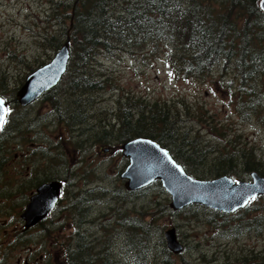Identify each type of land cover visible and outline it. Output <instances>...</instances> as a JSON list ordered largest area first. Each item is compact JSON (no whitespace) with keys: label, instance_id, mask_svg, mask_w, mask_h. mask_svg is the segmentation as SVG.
I'll use <instances>...</instances> for the list:
<instances>
[{"label":"rangeland","instance_id":"rangeland-1","mask_svg":"<svg viewBox=\"0 0 264 264\" xmlns=\"http://www.w3.org/2000/svg\"><path fill=\"white\" fill-rule=\"evenodd\" d=\"M50 1L0 0V73L5 76L10 91L21 88V78L26 77L31 69L50 63L58 52L41 46L40 41L46 32L61 36L59 31L62 26L54 21L49 24L46 21ZM72 1L65 0L68 4H72ZM51 25L53 29L49 32L48 27ZM168 51L169 46L160 43L154 48L149 46L133 53L117 50L115 55H101L91 66L97 69L99 77L93 72L97 80L107 81L108 86L104 91L81 97L85 114L88 115L81 125L72 127L64 121L59 122L60 110L59 106L54 108V101L45 102L44 98H40L26 108L16 105L17 116L20 117L16 123L25 117L22 130L26 133L6 134L3 139L4 156L13 159L16 153L23 152L28 156V161L21 166L46 168L47 174H53L57 180L58 177L67 178L65 186H69L68 189L72 191L71 199L75 198V194L82 198L85 213L82 211V215H79L76 210L74 214L79 216L78 221L83 220L80 231L86 238V244H93L95 252L103 248L105 232L119 239L117 224L121 223L123 217L129 216L132 219L142 218L154 225V248L149 253L151 259L155 254L159 257L164 246L173 264H239L248 254L246 252L261 253L263 256L259 257L264 264V197L251 205V208L256 206V212H250L249 216L243 215L252 224L256 218H260L259 234L257 229H248L240 237H222L206 220L203 206L196 213L174 212L170 208L171 195L160 182L142 193H129L125 188V180L120 177L129 163L121 153V144L96 143L98 137H102V126L118 124L117 100L129 98L135 103H159L163 107L167 103L182 108L178 125L182 130L179 129V132L191 131L190 141L198 136L202 143H208L216 149L253 152L257 161L261 162L257 172H264V121L255 117L244 120L239 116L236 109L237 95H233L236 89L233 72L220 67L204 80L178 78L170 68ZM71 94L61 96L62 110L67 111L69 107V112L73 110L71 101L79 96L71 97ZM88 98H91V107H88ZM78 142L82 144V150L74 145ZM105 148L109 149L106 153L103 151ZM216 155L217 152L208 154L207 162L205 157L197 170L214 172L211 163ZM48 167L53 168L52 172H49ZM235 172L238 176L230 178L253 182L250 174L253 170L246 172L240 165ZM11 195L14 198L12 201L7 199ZM22 196L7 188L0 173V247L4 264H18V260L20 264H26V255L37 247L34 259H39L29 264H65V251L60 250L61 246L65 248V242H73L76 219L72 212L66 221L55 220L54 224H48V228L56 231L57 236L55 232H52L51 238L43 234H30L27 237L32 240L23 246L12 247L15 232L21 227L17 215L22 208ZM84 200L87 201L85 206ZM110 221L112 227L105 231L104 223ZM170 228H176L179 240L185 246L181 256L171 253L166 248V242L163 243L164 234ZM50 239L57 242L52 248L51 257L43 253L44 249L40 245L45 242V247L49 248ZM110 251L116 260L121 257L125 262L128 261L120 242H116ZM41 254L44 255L43 260Z\"/></svg>","mask_w":264,"mask_h":264},{"label":"trees","instance_id":"trees-1","mask_svg":"<svg viewBox=\"0 0 264 264\" xmlns=\"http://www.w3.org/2000/svg\"><path fill=\"white\" fill-rule=\"evenodd\" d=\"M259 1L74 0L72 4H68L65 0H51L46 21L48 24L54 21L61 25L62 29L59 31L61 36L46 32L40 38L41 46L59 51L69 37L70 61L59 85L42 98L45 102L54 101L55 109L59 106V122L64 121L72 127L81 125L88 117L81 97L104 91L108 86L107 81H99L93 74L95 72L99 77L97 69L91 66L93 62L103 54L115 55L117 50L133 53L138 49L149 46L154 48L160 43H166L169 46L167 54L169 65L176 77L185 80H204L217 68L231 70L236 80L233 95H237L236 109L239 116L244 120L255 117L264 121V13L259 7ZM52 26L48 27L49 32L53 29ZM37 69H31L30 73ZM30 73L20 79L21 85L25 83ZM19 89L13 88L10 91L5 76L0 73V97L13 107L11 121L6 122L0 131V173L3 178L7 162L4 156V137L6 134L12 136L18 132L26 133L22 130L25 117H21V122L16 123L20 119L16 112V105L20 106L16 100ZM70 92L71 97L79 96L71 101L74 106L71 112L70 107L67 111L61 109V96ZM123 99L117 100L119 107L117 126L113 124L102 126V137H98L96 143L119 146L135 138H148L167 150L174 160L184 167L188 175L198 180L238 176L235 171L240 165L246 172L253 170L251 175L254 171H259L261 162L257 161L253 152L216 149L215 146L202 143L198 136L190 141L191 131L180 133L179 129L182 128L178 125L182 108L167 103H164L163 107L159 103L145 105L132 102L129 98ZM88 102V107H91V98H88ZM75 144L82 150V144L79 142ZM213 152H217L211 163L214 172L198 171L204 158L206 157L207 162L208 154ZM259 175L264 177V172ZM149 187L135 193H142ZM74 196V199L70 198L69 206L73 215L76 210L82 215V211L85 213L82 198L76 194ZM258 199L262 197L256 198L255 201ZM255 201L251 205H254ZM67 205H62V211ZM251 205L233 214L212 212L199 205H192L182 211L196 213L197 209L202 207L206 220L214 226L219 236L240 237L252 226L259 229L260 218H256L252 224V221L243 216L244 214L249 216L250 212L257 211L256 206L251 208ZM82 222V219L76 220L73 242L65 249V264H159L158 262L173 264L170 257H167L164 246L159 257L158 254L153 255V259L149 257L150 251L154 248L152 244L154 225L152 226L151 222L142 218L123 217L121 223L117 224L119 241L113 234L105 232L106 241L99 252H95L93 244L90 246L86 244V238L80 231ZM108 227H112L111 221L104 223L105 231ZM43 235L45 237V233ZM14 238L12 247L23 246L32 240L29 237ZM116 242L121 243L124 254L127 255V262L121 257L120 260H116L109 250ZM165 242L166 239L163 240L164 244ZM2 256L0 247V264H4ZM160 258L163 260L160 261Z\"/></svg>","mask_w":264,"mask_h":264},{"label":"water","instance_id":"water-1","mask_svg":"<svg viewBox=\"0 0 264 264\" xmlns=\"http://www.w3.org/2000/svg\"><path fill=\"white\" fill-rule=\"evenodd\" d=\"M259 7L264 13V0L259 1ZM69 61L68 37V41L49 64L28 76L17 93V101L23 107H27L43 93L54 88L67 71ZM0 100L3 101L0 105V116L6 120L8 111L5 114L3 109L8 110V104L1 97ZM121 150L123 156L129 160L121 175V178L126 180L125 188L135 192L160 181L171 195L170 207L174 211L192 205H202L218 212L232 214L245 208L252 200L251 197L264 196V178L257 173L252 174L253 182L235 181L228 176L200 181L190 177L167 150L150 139L136 138L122 144ZM103 151L106 153L109 149ZM61 193L60 182L44 183L38 187L22 214L25 228L30 229L44 220L55 208ZM165 237L171 252L180 254L184 251L175 228L167 230Z\"/></svg>","mask_w":264,"mask_h":264},{"label":"flooded vegetation","instance_id":"flooded-vegetation-1","mask_svg":"<svg viewBox=\"0 0 264 264\" xmlns=\"http://www.w3.org/2000/svg\"><path fill=\"white\" fill-rule=\"evenodd\" d=\"M8 106L9 108H8V115L6 117V122H9L10 117L13 116L12 115L13 107L11 105H8ZM6 159H7V162L5 163V167H4L5 184L7 185V188L12 189L15 194L19 193L23 195L22 196L23 197L22 208H21V211L17 215L19 217V220L21 221V227L17 229L14 237H27L30 234H32L33 236L37 234L42 235L45 232L47 233V234L45 233L46 238L47 237L51 238V236H53L52 232H55L54 234L57 236V232L48 228L47 225L49 223L54 224L57 220H59L60 222L63 220L66 221L69 215H71L72 210H71V207L69 206V203H70L69 199L72 197L71 195L72 191L68 189L69 186L68 187L65 186L67 183V178L62 179L58 177V180H57L56 177L53 176V174H51L50 176L47 174L46 168L21 166V164L28 161V156H26V154L23 152L16 153L13 159H10L8 157H6ZM48 170L49 172H52L53 168L48 167ZM259 176L262 177L261 175ZM53 181L62 183V193L60 195V198L58 199V202L55 208L47 215V217L44 220L40 221L36 226L31 227L30 229H26L25 222L22 218V214L24 213L28 203L30 202L31 197L36 194L37 188L40 187L42 184L53 182ZM8 195H10V193H8ZM65 197H69V198L65 200ZM259 197H263V196H259ZM7 199L8 200L10 199L11 201L14 200L12 195L9 196ZM86 203L87 202L84 201V206L86 205ZM66 204L68 205L65 206L64 211H62V205H66ZM207 209L214 212V210L212 209H209V208ZM74 218L78 220V215L74 214ZM251 229H257L256 230L257 234H259V229L257 227L253 226ZM56 244L57 242L55 241V239H53V242L50 239L49 248L45 247V242H43L40 245L44 249L43 253L45 254L48 253L51 257V253L54 251L52 248H55ZM69 244L70 243L65 242V248L61 246L60 251H63V250L65 251V249L67 248V246H69ZM38 248L39 247H37L36 250H38ZM35 251L26 255V258H27L26 264H29L30 261L34 262L39 259V258L34 259V254H36ZM246 253L248 254H246L245 259L244 260L242 259L239 264H263L262 259L259 257V256H263L261 253H256V252H246ZM247 255H249V257ZM40 257H41V260L44 259L43 254H41ZM18 264H20L19 260H18Z\"/></svg>","mask_w":264,"mask_h":264},{"label":"snow or ice","instance_id":"snow-or-ice-1","mask_svg":"<svg viewBox=\"0 0 264 264\" xmlns=\"http://www.w3.org/2000/svg\"><path fill=\"white\" fill-rule=\"evenodd\" d=\"M2 104H3V101L0 100V105H2ZM3 111L6 114L8 110L7 109H3ZM4 123H6V121L4 120V118L2 116H0V128L3 127ZM251 199H255V197L253 196V197H251Z\"/></svg>","mask_w":264,"mask_h":264},{"label":"bare ground","instance_id":"bare-ground-1","mask_svg":"<svg viewBox=\"0 0 264 264\" xmlns=\"http://www.w3.org/2000/svg\"><path fill=\"white\" fill-rule=\"evenodd\" d=\"M223 228V227H222ZM239 234V233H238ZM242 235V234H241ZM110 250V249H109Z\"/></svg>","mask_w":264,"mask_h":264}]
</instances>
